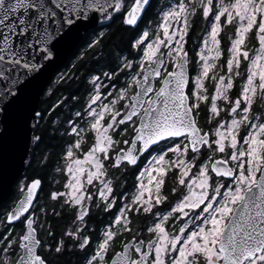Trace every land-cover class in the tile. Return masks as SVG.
Returning <instances> with one entry per match:
<instances>
[{
  "label": "snow or ice",
  "instance_id": "snow-or-ice-1",
  "mask_svg": "<svg viewBox=\"0 0 264 264\" xmlns=\"http://www.w3.org/2000/svg\"><path fill=\"white\" fill-rule=\"evenodd\" d=\"M152 8V0H0V177L29 143L43 142L44 125L69 138L55 169L63 191L39 204L42 180L28 178L0 212V264H53L66 251L81 264H264V0H166L155 27L140 29ZM198 19L205 27L192 56ZM113 22L133 31L135 55L90 70L87 99L70 115L56 114L68 97L37 110L33 97L61 49L96 26L104 30L88 49L102 48ZM76 78L61 73L57 83ZM129 170L135 191L117 192L114 172ZM93 206L111 217L99 231L89 225ZM49 209L71 213L59 238Z\"/></svg>",
  "mask_w": 264,
  "mask_h": 264
},
{
  "label": "trees",
  "instance_id": "trees-1",
  "mask_svg": "<svg viewBox=\"0 0 264 264\" xmlns=\"http://www.w3.org/2000/svg\"><path fill=\"white\" fill-rule=\"evenodd\" d=\"M156 1L157 0H152L153 8L149 10L144 20L140 23V27L144 22H146L148 18H155V13L153 9L156 6ZM204 27V22L198 19L193 28V30H195V33L194 35L190 36L188 44L186 45V47L190 51V55H193V49H195V46L198 43L197 41L201 37V32H203ZM100 30L104 29H101V27L95 28L84 35L83 41L64 65L66 67H69L71 72H75L76 75H88L90 70L92 71V73H99L100 71H109L111 68L115 67L117 53L129 55V53L132 52V54L135 55V50L130 49V41L134 33L133 31L122 27L119 22H113L110 27L106 29L108 34L104 39V45L102 48L98 46L94 50L88 49L89 41L93 38L95 32H98ZM138 30L139 29H137V31ZM195 38L197 39L195 40ZM189 46L191 47L189 48ZM78 57H82V59L78 60ZM73 65H76V67H73ZM77 68L79 69V71H77ZM84 80L85 78H76L73 80H69L65 82V84L58 86L55 90L53 89V94L51 96L56 98L59 94H65L68 98H71L72 96L70 94H75L80 90H84V88H82L83 86L80 85L81 81ZM234 89H236V86ZM56 92H59V94H57ZM51 96L49 98H51ZM68 100L67 102L71 103ZM48 104L49 102L47 101V98L42 96L38 110L47 106ZM73 104L74 106H78V103L76 101H73ZM36 134H43V142L39 146H36L35 149H41V153L48 151L50 153L49 162L47 165L41 164L40 158L42 154H38V152L34 153L33 151L32 160L27 169L24 171L23 176L40 178L42 180V192L45 194V191L47 192V189H50V183L48 181V177L52 175L50 166L52 163L56 162V159H59L60 155L58 152L61 150L62 145H65V142L69 138L66 136L61 137V135L58 133L53 134V131L47 129V126L43 127L40 130H37ZM16 196L17 194L15 192L14 196L11 199L7 200L3 205H1L0 212L12 206L13 200L14 198H16ZM43 200L46 201L47 199L44 198ZM63 219H67L66 214H64L62 218L53 217L51 216V210L49 209V221L52 223L57 235H60L63 229V225L57 224V221ZM17 229L19 230V226H17ZM51 258L56 259L54 264H81V257L74 251H66L63 255L59 256L58 258L55 256Z\"/></svg>",
  "mask_w": 264,
  "mask_h": 264
},
{
  "label": "flooded vegetation",
  "instance_id": "flooded-vegetation-1",
  "mask_svg": "<svg viewBox=\"0 0 264 264\" xmlns=\"http://www.w3.org/2000/svg\"><path fill=\"white\" fill-rule=\"evenodd\" d=\"M252 46V44H251ZM65 72H71L69 67H66L64 66L61 70H59L53 77L52 81L50 82V84L48 85V87L46 88L43 96L47 98V101L49 102L48 105L50 104H54L56 103L58 100H63L65 97H67L65 94H59V92H56L58 95V97L54 98L53 96H51V98H49L50 96L46 95L45 93L48 91L49 88H51L52 90V94H53V89L55 90L58 86H61L63 84H65V82H61V83H57V79L59 77V75L61 73H65ZM88 75H76L77 79L81 78H85L84 81H81V84L84 88V90H80L79 92H76L75 94H70L71 96H75L77 97V99L80 101L82 99H84L86 93L88 92V87H87V84H86V77ZM74 84V83H73ZM55 87V88H54ZM71 103L67 102L66 104L69 105V108L66 110L65 109V105H63L60 109L57 110V115H60L61 118H63L64 116H67V115H70L68 113H70V109L72 107L73 104V101L71 98H69V100ZM75 102V101H74ZM80 105V104H79ZM78 107V106H76ZM70 111V112H69ZM42 124H44V122H41ZM47 126V125H44V127ZM47 129H50L52 130L51 128H49L47 126ZM61 132H63V129H60ZM59 134V133H58ZM64 145H62L63 147ZM34 153L38 152V154H45V153H49L48 151H45L44 153H41V149H33ZM59 155H61V150L58 152ZM41 155V157H42ZM41 159V158H40ZM58 159H56V162H57ZM27 169V168H26ZM136 171L135 170H129L127 172H123V173H120V172H114L113 174V178H114V184H118L119 187L116 188V191L117 192H120V191H124L126 193H131V192H134L135 191V188H134V184L136 183ZM28 178H38V177H26V176H23L21 179H25L27 182H28ZM40 179V178H39ZM17 185V184H16ZM16 185H15V188H16ZM172 186V177L171 175L167 178V181H166V186H165V191L167 192L170 187ZM50 188V187H49ZM45 191V190H44ZM50 191V189L48 190L47 189V192L45 191V194L42 192V190L39 192V197L41 199L42 195L44 194V196H46L48 194V192ZM93 192H95V188L92 189ZM174 198V197H173ZM17 199V198H16ZM39 199V201H40ZM67 215V219H63V220H59L57 221V224H60V225H63L66 226L67 222L69 220H71L72 216H71V213H64ZM111 219L110 215L106 214V213H103L102 211H98L94 206L92 208V213H91V219L89 221V225H90V228L94 229V230H102V228L107 224V222ZM50 222V221H49ZM60 222H63V223H60ZM51 223V222H50ZM95 235V234H94ZM57 238H59V235H57ZM52 261H53V264L54 262L56 261V259L54 258H51Z\"/></svg>",
  "mask_w": 264,
  "mask_h": 264
},
{
  "label": "water",
  "instance_id": "water-1",
  "mask_svg": "<svg viewBox=\"0 0 264 264\" xmlns=\"http://www.w3.org/2000/svg\"><path fill=\"white\" fill-rule=\"evenodd\" d=\"M99 27L100 26H96L95 28H99ZM90 30L93 29L82 31L79 34V36L73 38L72 41L66 44L61 49L58 57L54 60V63L51 66H49L48 69H46L42 80L43 90L40 91L39 95L33 97V100L37 105V110L39 109L41 98L46 88L50 84L51 80L53 79L54 75L63 68V66L70 58V56L75 52L77 47L83 41L84 35L88 33ZM35 147L36 146L31 145V143H29L28 149L26 151H23L22 153V160L19 158L17 159L13 171L7 177H0V206L3 205L7 200H9L12 197L14 192V186L16 182L19 180V178L22 176L24 170L29 166L33 156V149Z\"/></svg>",
  "mask_w": 264,
  "mask_h": 264
},
{
  "label": "rangeland",
  "instance_id": "rangeland-1",
  "mask_svg": "<svg viewBox=\"0 0 264 264\" xmlns=\"http://www.w3.org/2000/svg\"><path fill=\"white\" fill-rule=\"evenodd\" d=\"M166 2V0H157L156 1V6L154 7V9H153V11H154V13H155V18L154 19H150V18H148L147 20H146V22H144L142 25H141V27H140V29H143L145 26H148V27H150V28H154L155 27V24H156V21L158 20V15H157V9L159 8V6L161 5V4H163V3H165ZM231 32H232V29L230 28V27H228V28H225V30H224V33H223V36H224V43H223V46L226 48L227 47V36L228 35H231ZM194 33H195V30H192L191 31V33H190V36H192V35H194ZM202 33L203 32H201V36H202ZM197 38H195V40H196ZM198 43H197V45L200 43V40L198 39V41H197ZM253 46V45H252ZM252 46H251V44L249 43V48L251 49L252 48ZM191 46H189V48H190ZM195 48H196V46H195ZM198 50V49H197ZM192 56H194V53H193V55ZM226 58V53H225V55H223L222 57H221V61H223L224 59ZM242 72H243V69H242ZM93 74H99V73H93ZM88 77V76H87ZM87 77H86V84H87V87H88V90L90 89V85L87 83ZM123 79H124V77H121V81H123ZM207 86H208V88H209V91L211 92L212 91V82L211 81H208L207 82ZM239 87H240V81H237V83H236V89H233V95H235V93H236V91H238V89H239ZM87 90V91H88ZM235 90V91H234ZM87 94H88V92L86 93V95H85V97H84V99H82V100H80V102L77 104L78 105V107H76V106H74V105H72V107H71V109H70V111L72 112V111H74V110H76V109H79L81 106H82V104H83V102L87 99ZM67 103V102H66ZM80 104V105H79ZM69 108V105L68 104H66L65 105V109L67 110ZM69 111V112H70ZM71 112H70V114H71ZM67 137V136H66ZM89 142H91L90 140H89ZM81 158H83L82 156H81ZM59 162V163H58ZM62 164V161L60 160V157H59V159H58V161L57 162H54V163H52L51 164V173H52V175H50L48 178V181H49V183H50V191H53V190H60V191H63V187H62V185H63V183L65 182V175H63V174H61V173H57L56 171H55V169H56V167H58V166H60ZM21 181H24V182H27L25 179H21V180H19V182L17 183V185H16V188H15V191H16V194H17V196L18 195H20L21 193H20V191L18 190V185L21 183ZM49 191V192H50ZM48 192V193H49ZM44 198H46L47 200L46 201H44L43 199ZM46 202V203H45ZM48 203V194L44 197V194L42 195V197H41V199H40V201H39V204H47ZM66 226H64L63 227V229L65 228ZM62 229V230H63ZM17 231H19L18 229H17Z\"/></svg>",
  "mask_w": 264,
  "mask_h": 264
}]
</instances>
